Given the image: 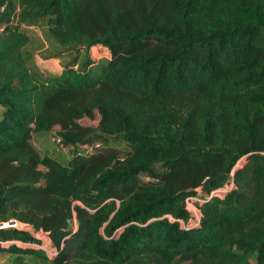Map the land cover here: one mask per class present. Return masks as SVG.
<instances>
[{
	"label": "trees",
	"instance_id": "obj_1",
	"mask_svg": "<svg viewBox=\"0 0 264 264\" xmlns=\"http://www.w3.org/2000/svg\"><path fill=\"white\" fill-rule=\"evenodd\" d=\"M0 108L4 264H264V0H0Z\"/></svg>",
	"mask_w": 264,
	"mask_h": 264
},
{
	"label": "rangeland",
	"instance_id": "obj_2",
	"mask_svg": "<svg viewBox=\"0 0 264 264\" xmlns=\"http://www.w3.org/2000/svg\"><path fill=\"white\" fill-rule=\"evenodd\" d=\"M38 33H39V29L36 27H33ZM89 54L91 56V58L99 59V58H104V57H108L109 56V51L107 48H104L102 46H92L89 49ZM41 55V54H40ZM37 59L41 58L39 56L36 57ZM58 59V60H57ZM60 61V58L53 59V61H49L48 66L54 67L57 66ZM41 61L39 60V63H37L36 65H34L35 68H38V64H40ZM34 64V63H33ZM41 68H42V64H40ZM44 71V69H43ZM1 109V108H0ZM96 116L93 118H87V117H82L79 119V121L81 123L84 124H91L94 125L96 123ZM57 127L54 126L52 130L50 131H39L38 133H33L31 136V142L34 144V146L36 147V149L42 153L44 150H48V149H52L57 147V143L55 140V135H54V131ZM68 147L63 148L64 152H67ZM9 223H7L8 225ZM1 225H6V222H4ZM74 222L71 221L70 222V226H73ZM38 239L41 242L40 245L36 244L37 246L40 247H44L48 252L53 250L54 247L52 246V244L50 243V240L48 238V236L42 232L38 233ZM26 259L28 260L29 264H38L37 262H35L33 259L26 257ZM6 261H8V256L6 253L0 252V264H4ZM174 264H184L183 262H175Z\"/></svg>",
	"mask_w": 264,
	"mask_h": 264
},
{
	"label": "built area",
	"instance_id": "obj_3",
	"mask_svg": "<svg viewBox=\"0 0 264 264\" xmlns=\"http://www.w3.org/2000/svg\"><path fill=\"white\" fill-rule=\"evenodd\" d=\"M223 190L224 189L222 187H220V188H216L213 191L220 192V191H223ZM202 200H203V198H200L198 196H186L183 199L184 208L188 212V220L185 222L182 218H175L178 221V223H179V225L181 227H185V226H188V225H193V224L198 222L199 216H200V211H199L195 201H202ZM166 215L169 218H172L171 215H169V214H166ZM10 224L11 225H17L19 227H28L26 223H22V222L13 221ZM6 225H7V222H6ZM39 232H42V231L41 230L36 231V234H35L36 237H38V233ZM42 233H44V232H42Z\"/></svg>",
	"mask_w": 264,
	"mask_h": 264
},
{
	"label": "water",
	"instance_id": "obj_4",
	"mask_svg": "<svg viewBox=\"0 0 264 264\" xmlns=\"http://www.w3.org/2000/svg\"><path fill=\"white\" fill-rule=\"evenodd\" d=\"M12 222H13V220H9V221H7V223H9V224L12 223ZM0 224H2V223H0ZM10 225H11V224H10Z\"/></svg>",
	"mask_w": 264,
	"mask_h": 264
}]
</instances>
